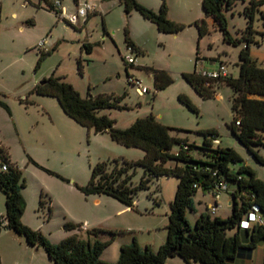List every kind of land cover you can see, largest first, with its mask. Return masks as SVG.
<instances>
[{"label":"rangeland","instance_id":"obj_1","mask_svg":"<svg viewBox=\"0 0 264 264\" xmlns=\"http://www.w3.org/2000/svg\"><path fill=\"white\" fill-rule=\"evenodd\" d=\"M137 2L157 12L162 0ZM165 2L168 19L184 25L177 34L158 32L155 25L138 12L126 15L117 3L108 4L105 17L94 15L85 25L80 19L74 27L42 8L43 3L39 7L24 0H0V99L7 106V110L0 107V146L21 170L25 182L22 222L40 231L52 244L73 234L85 239L86 230L92 228L114 231L117 234L113 237L107 232L98 236L100 241H109L101 256L108 263H115L120 246L131 243L133 238L141 248L149 246L154 251L165 241L169 204L174 198L178 179L163 176L155 180L156 184L151 186L154 194L139 192L134 200V210L110 197L82 194L77 187L87 184L97 162L136 161L144 152L126 148L112 141L107 134H95L83 128L62 112L55 98L32 93L34 86L51 74L71 84L82 97L87 93L92 96L126 93L123 102L129 109H102L98 114H106L119 129L129 127L137 118L156 115L173 126L172 136L186 139L193 145L188 153L195 159L208 158L207 151L201 149L204 138L201 132L215 131L220 146L233 148L242 158L239 165H248L257 178L264 181V166L236 141L228 128L233 119L230 88L217 83L215 95L203 99L181 76L192 72L209 74L218 70L221 62L229 76L237 78L238 53L243 45L233 46L223 41L222 32L204 13L202 0ZM63 4L68 9L75 7L73 0H64ZM243 7L244 3L239 1L232 9L224 11L227 30L232 37H238L246 26ZM261 7L264 10V4ZM201 20L206 22L209 32L199 38L195 22ZM259 24L255 21L257 29ZM125 31L141 52L127 47ZM44 38V47L37 48ZM85 43L91 45L90 54L81 48ZM47 51L51 54L37 68L40 53ZM127 56L134 58L135 66H139L130 67L128 73L140 79L149 93L138 96L128 83ZM147 68L167 71L173 79L172 84L156 92L153 74ZM181 94L190 99L197 113L178 100ZM178 149L176 145L172 151ZM256 151L264 157V146ZM30 159L57 176L34 166ZM142 176L143 169L137 168L132 177L133 184H137ZM156 197L158 203L154 201ZM192 200L193 210H187L186 218L194 226L199 214L211 212L208 206L213 204L214 198L210 191L198 189ZM217 203L219 208L216 210L219 211L212 216L225 218L226 212L231 211L228 194L221 192ZM0 215H4L1 192ZM66 222L80 224L81 228L65 231L63 225ZM171 262L185 264L178 257ZM0 264L53 263L41 248L27 246L22 238L1 230Z\"/></svg>","mask_w":264,"mask_h":264},{"label":"trees","instance_id":"obj_2","mask_svg":"<svg viewBox=\"0 0 264 264\" xmlns=\"http://www.w3.org/2000/svg\"><path fill=\"white\" fill-rule=\"evenodd\" d=\"M53 12L57 17L52 0H24ZM76 2L77 0H73ZM108 1V0H105ZM129 15L138 12L143 19L155 25L160 33L177 34L184 25L171 21L167 17L168 8L162 0L157 12L137 2V0H115ZM243 2L242 13L246 18V26L238 37H232L227 30L225 10H230L237 2ZM264 0H202L201 7L207 16L213 19L215 26L222 32L223 41L242 48L238 53V76L211 79L205 74L196 72L182 73L183 80L203 99L213 97L217 83H223L231 90V112L233 119L228 125L236 141L264 166V157L256 149L264 146V100L252 98L264 96V68L251 56L250 47L257 46L256 39L264 35V11L261 6ZM255 21L260 24L257 29ZM199 38L209 30L204 20L195 22ZM125 42L131 50L141 52L131 41L125 31ZM86 54L91 53V45L82 44ZM51 54V51L40 53L36 67ZM126 65V63H125ZM125 70L128 77V69ZM153 74L155 91L163 90L172 84L171 75L165 70L147 68ZM32 93L38 96L55 98L62 112L78 125L92 130L95 134H107L109 138L126 147L137 148L144 152L136 161H100L91 169L87 184L77 189L85 196L97 195L114 199L131 210L135 209L134 200L139 192L148 191L154 194L152 185L163 176H174L178 179L173 200L169 204L167 215L166 238L157 248L149 246L141 248L133 238L131 243L119 248L118 260L115 263L104 262L102 253L109 241H100L101 233H109L112 237L117 233L101 228L86 230V238L70 235L58 244H52L38 230H33L22 222L25 210V200L22 190L25 182L22 172L9 158L7 151L0 146V192L4 196V215H0V232L6 230L22 238L26 245L41 248L53 264H167L171 258H181L186 264H232L235 258L249 257L254 248L264 242V224H253L243 229L240 223L257 208V213L264 217V181L257 178L253 169L240 164L242 158L233 149L221 147L217 133L213 130L202 131L203 150L207 151V159H195L189 155L190 145L186 139L172 136L174 128L159 122L153 114L137 118L129 127L119 129L115 121L106 114H98L102 109L126 110L130 107L123 101L126 93L114 94L87 93L86 97L61 77L53 74L42 83L34 86ZM178 100L190 111L197 113V108L190 99L181 94ZM0 107L7 110L6 104L0 99ZM236 122H239L237 125ZM218 140V143L214 141ZM179 146L173 152L174 146ZM30 162L50 175L53 172L40 167L30 159ZM6 166V170L3 167ZM137 168L143 169V176L137 184L132 177ZM57 176V175H56ZM224 187V189H222ZM231 187V188H230ZM158 188V183L155 190ZM152 191L150 192V190ZM198 189L213 193L216 189L225 192L230 197L231 213L228 217L212 216L203 212L192 226L186 218L187 210H193V196ZM159 202L157 197L154 199ZM43 203V201H40ZM5 222L1 226V222ZM80 224L66 222L65 231L80 229Z\"/></svg>","mask_w":264,"mask_h":264},{"label":"built area","instance_id":"obj_3","mask_svg":"<svg viewBox=\"0 0 264 264\" xmlns=\"http://www.w3.org/2000/svg\"><path fill=\"white\" fill-rule=\"evenodd\" d=\"M53 5H54L55 10L57 11L58 18L61 21H63L66 25H69V26L77 25L80 19L86 20L88 15H90L91 13H94L95 11V6L88 2H83L81 5H77L73 10L66 8L62 4L61 0H53ZM45 43H46V39L44 38L38 42L37 48L41 49L42 47H44ZM135 62L136 60L130 56H127L125 58V63L128 66L134 65ZM204 74L207 75L211 79H218V78H223V77L228 76L227 69L223 65H221L217 71H214L209 74H206V73ZM127 81L131 86H133L134 91L138 96H142L144 94L149 93V89L143 85V82L140 79L135 78L133 75L128 74ZM236 124L238 125L239 122H236ZM214 142L218 143V140H215ZM3 170H6V166L3 167ZM222 189H224V187H222ZM221 192H222L221 190L216 189L212 193L214 202L213 204L211 203L208 206L212 214H215L216 209L219 208V205L217 204V202L220 198ZM253 224H259V225L264 224V217L257 213L256 207H253V211L249 212L248 215L244 218V220L241 221L240 227L243 229H246ZM4 225H5V222L2 221L1 226H4ZM244 225H247V226H244Z\"/></svg>","mask_w":264,"mask_h":264},{"label":"crops","instance_id":"obj_4","mask_svg":"<svg viewBox=\"0 0 264 264\" xmlns=\"http://www.w3.org/2000/svg\"><path fill=\"white\" fill-rule=\"evenodd\" d=\"M53 1V0H52ZM248 0H246L247 2ZM62 4L64 3V0H61ZM83 2H88V3H91L95 6V11L94 13H91L90 15H88L87 19L86 20H82L83 21V25H85L87 23V21L93 17L94 15H97V14H100L102 15V17H105V15L108 13V4H116L117 1L115 0H111L109 3H107V1L105 0H77L76 2L73 1L74 3V6L76 7L77 5H81ZM64 5V4H63ZM74 7V8H75ZM73 8V9H74ZM261 10H262V7H260ZM73 9H70V10H73ZM264 11V10H262ZM104 19V18H103ZM82 25V26H83ZM76 26V25H75ZM74 26V27H75ZM259 26V25H257ZM81 28V27H80ZM105 30L107 31V27L104 26ZM260 30V28H259ZM261 31V30H260ZM257 40L260 41V44L257 45V46H251L250 47V53H251V56L257 61V64L261 67V68H264V35L261 36L260 38H258V36L256 37ZM136 47L137 44L135 43ZM139 49V48H138ZM223 65V63L220 62V65L219 67ZM224 66V65H223ZM218 67V68H219ZM130 68V67H129ZM131 68H139V66H135L132 65ZM214 71H217V69L211 71L214 72ZM129 74V73H128ZM229 75V73H228ZM216 97H218V95H216ZM252 98H256V99H261V100H264V96L263 97H252ZM157 120L159 122H161L162 124L166 125V126H169V127H173L171 126L170 124L166 123V122H163L161 119H159L156 115H154ZM220 145H221V142H220ZM12 161V160H11ZM99 202V200L97 201ZM229 202H230V197L228 196V205H229ZM211 204V203H210ZM209 204V205H210ZM218 204V203H217ZM231 205V203H230ZM229 205V206H230ZM219 211V210H218ZM217 210L215 211L216 213L218 212ZM230 212L231 211H228L226 212V216L225 217H228L230 215ZM252 226V225H251ZM28 246V245H27ZM175 258V257H174ZM174 258H171L167 261V264H174L171 262V260H174ZM184 262V261H183ZM185 263V262H184ZM186 264V263H185ZM192 264H198V263H192ZM232 264H264V242H261L259 243L255 248L254 250L250 253V256L249 257H239V258H235L233 261H232Z\"/></svg>","mask_w":264,"mask_h":264},{"label":"water","instance_id":"obj_5","mask_svg":"<svg viewBox=\"0 0 264 264\" xmlns=\"http://www.w3.org/2000/svg\"><path fill=\"white\" fill-rule=\"evenodd\" d=\"M40 83H42V82H40ZM231 188V187H230ZM229 205H230V202H229Z\"/></svg>","mask_w":264,"mask_h":264},{"label":"clouds","instance_id":"obj_6","mask_svg":"<svg viewBox=\"0 0 264 264\" xmlns=\"http://www.w3.org/2000/svg\"><path fill=\"white\" fill-rule=\"evenodd\" d=\"M244 226H247V225H244Z\"/></svg>","mask_w":264,"mask_h":264}]
</instances>
